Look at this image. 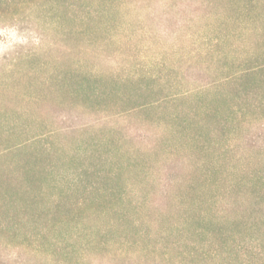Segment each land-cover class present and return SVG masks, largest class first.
I'll return each instance as SVG.
<instances>
[{
	"label": "rangeland",
	"instance_id": "rangeland-1",
	"mask_svg": "<svg viewBox=\"0 0 264 264\" xmlns=\"http://www.w3.org/2000/svg\"><path fill=\"white\" fill-rule=\"evenodd\" d=\"M0 264H264V0H0Z\"/></svg>",
	"mask_w": 264,
	"mask_h": 264
}]
</instances>
